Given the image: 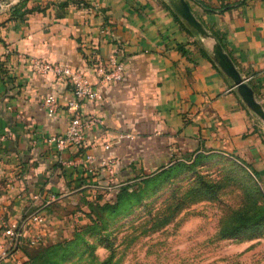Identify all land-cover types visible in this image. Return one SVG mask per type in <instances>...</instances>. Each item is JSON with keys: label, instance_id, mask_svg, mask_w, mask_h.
Listing matches in <instances>:
<instances>
[{"label": "crops", "instance_id": "0c3cea01", "mask_svg": "<svg viewBox=\"0 0 264 264\" xmlns=\"http://www.w3.org/2000/svg\"><path fill=\"white\" fill-rule=\"evenodd\" d=\"M187 1L209 35L189 32L169 0H0V133L7 134L0 231L36 209L45 214L29 221L18 248L3 257L0 247V264H12L32 224L42 236L54 231L67 200L92 198L94 188L112 189L189 155L230 154L264 185V119L213 53L220 41L264 108V0ZM113 54L126 63L125 79L100 85L102 99L81 102L104 124L88 129L82 146L58 151L45 138L66 130L74 87L37 73L28 57L84 69L96 55ZM48 93L60 102L55 115L43 103ZM87 152L117 156L115 178L89 175Z\"/></svg>", "mask_w": 264, "mask_h": 264}, {"label": "rangeland", "instance_id": "374dc122", "mask_svg": "<svg viewBox=\"0 0 264 264\" xmlns=\"http://www.w3.org/2000/svg\"><path fill=\"white\" fill-rule=\"evenodd\" d=\"M125 180L67 200L35 244L32 224L11 263L264 264V185L245 162L203 152Z\"/></svg>", "mask_w": 264, "mask_h": 264}, {"label": "built area", "instance_id": "2783aa9c", "mask_svg": "<svg viewBox=\"0 0 264 264\" xmlns=\"http://www.w3.org/2000/svg\"><path fill=\"white\" fill-rule=\"evenodd\" d=\"M102 31L109 32V29L103 28ZM28 62L30 67L37 73L53 75L59 81L67 80L71 82L74 87L75 97L67 103L70 120L66 130L61 133L47 135L45 138L46 141L55 145L58 151L82 146L86 131L93 128L95 125H103L104 118L95 113H83L81 111V102L83 100H100L103 96L100 85L115 81H123L126 72L125 61L119 59L116 54L107 58L96 55V57L92 59L89 67L84 69L73 68L59 61L36 56L28 57ZM95 78L99 84L96 83ZM43 103L50 115H55L58 112L60 102L55 94L48 93L45 95ZM122 137L123 134L119 135L118 140L106 143L105 148L110 149L112 144L119 142ZM6 139L7 134L0 133V147ZM83 161L86 167L85 170L89 175L97 177V179L100 175H104L108 180H113L115 178L116 167L119 163L117 156L106 154L100 157L93 152H87L83 156ZM98 186H100L99 183ZM108 187L109 186H107V188ZM30 220L38 222L44 221L45 214L36 209L29 214L28 219L25 221L9 225L0 231V247L3 249V257L7 256L12 249L18 248L21 245L22 240L25 238V227ZM41 238L42 233L38 232L30 238V242L35 244L39 242Z\"/></svg>", "mask_w": 264, "mask_h": 264}, {"label": "water", "instance_id": "95a60500", "mask_svg": "<svg viewBox=\"0 0 264 264\" xmlns=\"http://www.w3.org/2000/svg\"><path fill=\"white\" fill-rule=\"evenodd\" d=\"M174 10L193 28L203 36L209 35L203 23L192 12L187 0H169ZM214 58L223 71L229 75L237 85L238 91L253 111L264 119V108L257 100L251 85L242 77L231 56L224 50L220 41L213 45Z\"/></svg>", "mask_w": 264, "mask_h": 264}, {"label": "trees", "instance_id": "16d2710c", "mask_svg": "<svg viewBox=\"0 0 264 264\" xmlns=\"http://www.w3.org/2000/svg\"><path fill=\"white\" fill-rule=\"evenodd\" d=\"M31 10H33V9H26L27 12H30ZM178 17H180V16L178 15ZM185 24L187 25V29L189 30V32L199 33L195 28L191 27L187 22ZM185 51H187V50H185ZM2 71H5V69L4 70L2 69ZM177 161H180V160H177ZM177 161H175V162H177Z\"/></svg>", "mask_w": 264, "mask_h": 264}]
</instances>
